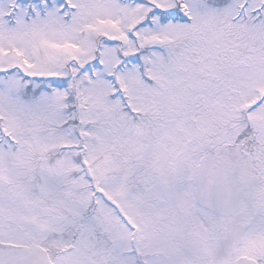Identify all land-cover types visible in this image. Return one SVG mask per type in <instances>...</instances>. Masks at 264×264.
I'll use <instances>...</instances> for the list:
<instances>
[{
  "label": "snow or ice",
  "instance_id": "1",
  "mask_svg": "<svg viewBox=\"0 0 264 264\" xmlns=\"http://www.w3.org/2000/svg\"><path fill=\"white\" fill-rule=\"evenodd\" d=\"M0 264H264V0H0Z\"/></svg>",
  "mask_w": 264,
  "mask_h": 264
}]
</instances>
